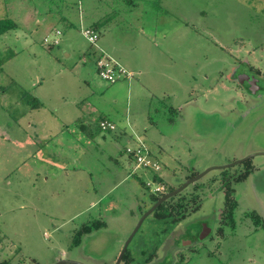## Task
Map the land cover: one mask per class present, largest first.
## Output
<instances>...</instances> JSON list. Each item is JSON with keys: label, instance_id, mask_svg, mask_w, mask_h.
Segmentation results:
<instances>
[{"label": "rangeland", "instance_id": "374dc122", "mask_svg": "<svg viewBox=\"0 0 264 264\" xmlns=\"http://www.w3.org/2000/svg\"><path fill=\"white\" fill-rule=\"evenodd\" d=\"M1 20L15 28L0 36V264L117 263L160 196L144 168L121 184L131 171L127 118L131 147L144 139L162 165V194L259 155L186 188L181 197L201 208L188 204L179 224L149 216L121 264H264V225L249 216L264 222V0H0ZM99 21L96 43L114 28L145 74L113 85L99 77L84 55L97 44L83 33ZM241 74L259 79L257 92ZM101 119L117 129L103 131ZM226 182L234 226L222 217Z\"/></svg>", "mask_w": 264, "mask_h": 264}, {"label": "trees", "instance_id": "16d2710c", "mask_svg": "<svg viewBox=\"0 0 264 264\" xmlns=\"http://www.w3.org/2000/svg\"><path fill=\"white\" fill-rule=\"evenodd\" d=\"M101 24L102 23L99 21V22H96L95 24H93L92 26L88 27V28L92 29L93 31H95L99 35L97 41H99V38L101 37V35L99 33ZM14 28H15V24L11 20H1L0 21V36L11 31V30H13ZM96 44H97L96 48L99 49L98 43H96ZM52 46H55V45H52ZM57 46H59V45H57ZM99 54H101V52ZM250 173L251 172H246V173L242 174L241 176H238V181L246 179ZM155 179L157 181H159L156 177H155ZM224 189H225V207H224V212H223L222 217H223V220H226V223H229L232 226H234V216H235V211L238 207V203L233 196L234 190L231 187V183L226 182L224 185ZM173 190H175V188L170 189L169 192H171ZM164 195L165 194L160 193V196H153L152 205L154 203H156ZM181 196H183V194H179L178 196L173 197V198L167 200L166 202H164L153 213L154 217L157 220L163 221L165 224L177 225L186 218L187 214L189 213V210L194 207V206H192V207L188 208V204L191 203L192 205L193 204L195 205V208L193 211H197L201 208L200 203L198 202L199 197L194 196V199L186 201V198L181 197ZM176 199H178V201H176ZM195 199H196V201H195ZM249 216L255 218L256 226H260L261 224L264 225V222L263 223L261 222V218L259 215L253 213V214H250ZM101 225L102 224L99 221H96L91 226L83 227L78 232V234L76 236V240L80 239L83 235L90 233L93 229H96V228L98 229ZM128 255H129V252L127 251L123 260L126 259V261H128L129 260Z\"/></svg>", "mask_w": 264, "mask_h": 264}, {"label": "built area", "instance_id": "2783aa9c", "mask_svg": "<svg viewBox=\"0 0 264 264\" xmlns=\"http://www.w3.org/2000/svg\"><path fill=\"white\" fill-rule=\"evenodd\" d=\"M83 33L86 39L91 45H96L98 40V34L90 28L83 29ZM62 33L58 31L56 38L59 39ZM59 36V37H57ZM55 39L50 42L51 45H59L60 39ZM96 67L98 70L99 77L107 82L108 84H116L120 81L128 80L134 78V73L129 72L123 65H121L116 59L112 58L108 54L101 52L96 60ZM99 126L103 131L113 132L117 129L115 123L108 120H101ZM138 145L134 148H127L126 153L134 159L136 168H144L148 171L159 172L161 167L153 158L149 149L144 145L141 140H138ZM147 187H151V184H146ZM166 187L163 184L158 183L154 193L165 192Z\"/></svg>", "mask_w": 264, "mask_h": 264}, {"label": "crops", "instance_id": "0c3cea01", "mask_svg": "<svg viewBox=\"0 0 264 264\" xmlns=\"http://www.w3.org/2000/svg\"><path fill=\"white\" fill-rule=\"evenodd\" d=\"M17 6H20V5H18L17 4ZM65 16V19H69V18H71L72 17V14L71 13H67V14H65L64 15ZM90 27V26H89ZM88 28V27H87ZM102 28H104L103 27V25L101 24V26H100V30L102 29ZM83 29V28H82ZM114 29V28H113ZM112 29V27H111V29H108L107 28V31H105V36L104 37H109L108 36V34H110V36L112 35L111 33V30H113ZM104 37H103V39H104ZM124 36H122V34L117 38V37H115V36H111V44L110 45H108L106 42H103L102 40H101V43L99 44L98 43V47H99V49H97L96 48V50H91V51H87V52H84V55L85 56H89V57H93L94 58V62H95V64H96V59H97V57H98V55H99V53L100 52H104V53H106V54H108L109 56H111L112 58H114V59H116L121 65H123V67H125L128 71L129 70H131V72L133 71V73L135 72V73H138V74H142V73H144L145 74V68L144 67H142V64L140 63V62H137L136 60H129V59H127L126 58V56L122 53V50L123 49H126L127 48V46H126V44H125V39L123 38ZM114 39V40H113ZM99 50V51H98ZM138 58H139V56H137ZM88 58V57H87ZM140 59V58H139ZM135 70V71H134ZM130 72V71H129ZM72 75L74 76V77H78V79H79V77H83V76H85V79H92L93 78V76H92V74H90V73H88V72H81L80 74H78V75H76V73H72ZM71 78V77H70ZM69 78V79H70ZM134 78H135V74H134ZM84 79V78H83ZM82 79V80H83ZM85 82V81H84ZM127 82V81H126ZM127 87H128V92L130 93V91L133 89V87H135V86H130V85H127ZM120 89H125V88H120ZM84 104V102H82V105ZM72 105H74L73 106V111L74 112H76L77 113V115L78 114H80L82 111H83V109H82V107H80L79 106V102L77 103L76 101L72 104ZM44 107V105H42V107L41 108H43ZM40 109V108H39ZM70 111V110H69ZM49 117H51L52 119L54 118L52 115L51 116H49ZM101 120H108V121H111V122H113L114 123V121H112V120H110V119H101ZM127 120V121H126ZM125 120V125L123 126V128H122V130H125V131H123V132H121L120 134H122L125 138H126V140L128 141V145H127V147L128 148H134V147H131V139H136V137L135 136H133L132 135V132L133 131H135L134 130V127H130V123H129V121H128V118ZM122 122H123V120H122ZM127 122V123H126ZM116 124V123H115ZM128 129L129 130H131L130 132H128ZM145 130H147V127L146 128H144ZM127 132V133H126ZM136 132V131H135ZM135 132H133V133H135ZM136 135H137V133H136ZM141 137V136H140ZM143 138V137H142ZM137 140H141V139H137ZM143 143H144V145H146V147L149 149V151H150V153H151V155H152V152H151V149L149 148V146L146 144V142H145V140L143 139V140H141ZM127 149V148H126ZM126 149H124V151H125V153H126ZM126 155L128 156V154L126 153ZM128 158L130 159L129 160V162H128V165H129V169L131 168V171H130V173H128V175L127 176H125L122 180H121V184H123V183H125V182H127L133 175H134V172H136V171H138V169L136 168V164H135V162H134V159L131 157V156H128ZM157 163H159V165H160V167H161V170L158 172V173H155L154 172V177H156L159 181V183L160 184H162V182H161V172H162V165H161V163L158 161V159L156 158V157H152ZM135 165V166H134ZM151 173H152V171H151ZM160 173V174H159ZM160 175V176H159ZM136 176V175H135ZM115 187H117V185H115ZM94 204L95 203H93L92 202V206H94ZM152 205V204H151ZM151 205H148V206H146V208H147V210L151 207ZM132 213H133V210L131 211ZM143 214V213H142ZM141 216V215H140ZM122 234V233H121ZM129 234H127V236H128Z\"/></svg>", "mask_w": 264, "mask_h": 264}, {"label": "water", "instance_id": "95a60500", "mask_svg": "<svg viewBox=\"0 0 264 264\" xmlns=\"http://www.w3.org/2000/svg\"><path fill=\"white\" fill-rule=\"evenodd\" d=\"M256 155H259V154H256ZM256 155L250 156L249 158L237 161L235 163H232V164H229V165H226V166L209 168L208 170H206V171L202 172L201 174L195 176L194 178L188 180L185 184H183L179 188H177V189H175V190H173L171 192H168L164 196H162L156 203H154L152 205V207L147 212H145V214L142 215V217L140 218L136 228L134 229V231L132 232V234L130 235L128 240L126 241L125 246H124V248H123V250H122V252H121L116 264H121V262L123 261V258L125 256L126 252L128 251L129 245L131 244V242L134 239V237L137 234V232L140 230V228H141L142 224L144 223V221L149 216H151L164 202H166L167 200H169V199H171L173 197H176L177 195L181 194L191 184L199 181L200 179H202L204 176H206L211 171L227 169L229 167H233L235 165H239V164H241V163H243L245 161H248V159H251V158L255 157ZM260 155H264V153H261ZM56 264H80V263L62 260V261H60V262H58Z\"/></svg>", "mask_w": 264, "mask_h": 264}, {"label": "flooded vegetation", "instance_id": "af4514ba", "mask_svg": "<svg viewBox=\"0 0 264 264\" xmlns=\"http://www.w3.org/2000/svg\"><path fill=\"white\" fill-rule=\"evenodd\" d=\"M246 64H248V62H246ZM234 73V72H233ZM243 74L239 75L238 77V82L241 83V84H245L246 81H248V89L250 92H257L256 90L258 89L257 88V84L259 82V79L257 77H251L250 75H247V74ZM256 78V79H255ZM258 80V81H257Z\"/></svg>", "mask_w": 264, "mask_h": 264}]
</instances>
